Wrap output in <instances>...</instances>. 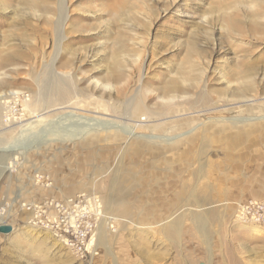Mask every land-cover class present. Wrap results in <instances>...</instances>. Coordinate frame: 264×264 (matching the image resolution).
I'll list each match as a JSON object with an SVG mask.
<instances>
[{"label": "rangeland", "instance_id": "374dc122", "mask_svg": "<svg viewBox=\"0 0 264 264\" xmlns=\"http://www.w3.org/2000/svg\"><path fill=\"white\" fill-rule=\"evenodd\" d=\"M116 1L0 0V264H264V0ZM81 193L91 253L35 224Z\"/></svg>", "mask_w": 264, "mask_h": 264}, {"label": "built area", "instance_id": "2783aa9c", "mask_svg": "<svg viewBox=\"0 0 264 264\" xmlns=\"http://www.w3.org/2000/svg\"><path fill=\"white\" fill-rule=\"evenodd\" d=\"M33 207L37 215L35 224L49 227L66 244L78 248L79 251L91 253L102 216V205L98 196L81 193L65 200H45ZM238 214L243 219L264 221V204L251 202L242 205Z\"/></svg>", "mask_w": 264, "mask_h": 264}, {"label": "bare ground", "instance_id": "6f19581e", "mask_svg": "<svg viewBox=\"0 0 264 264\" xmlns=\"http://www.w3.org/2000/svg\"><path fill=\"white\" fill-rule=\"evenodd\" d=\"M20 2L24 5H26L27 7L29 8H37L39 7L38 5V2L37 0H20ZM117 3L116 4H112V6H110L109 8L116 13L117 16L121 15L124 13V11H130L128 10L127 8L131 7L128 5V0H119V1H116ZM258 16V15H257ZM253 17V16H252ZM255 18V17H254ZM263 25V23H261ZM259 28H264V26H259ZM185 64H188L187 67H192L193 65L191 64L189 58L186 59V62ZM184 70H186V67L184 66L183 68H178V71H181L183 72ZM242 73V71H239V72H236L235 71L231 74H237V75H240ZM54 81V82H53ZM52 82L54 84V87H55V91L57 92V94L59 96H63V91H62V88L60 87V81L59 80H56L54 79ZM185 88L184 86H182L178 81L176 80H169L164 88L162 89V92L164 94H169L171 92H179V91H183ZM15 94V92H9V91H4L2 92V94H0V109L3 110V103H8L9 100L8 98L9 97H12L13 95ZM43 97V96H42ZM39 98V97H38ZM2 101V102H1ZM141 103V102H140ZM128 104V103H126ZM139 106H136V109H134V111H137V112H140L142 110V106L140 104H138ZM8 107H5V109L3 111H7ZM3 113V112H2ZM14 148H12L11 150L15 151V152H12V153H9V154H6V155H0V159L1 160H4V168L5 171L7 172V169L14 166V164H16L17 161L21 160L22 158L20 157V154L23 153V151L27 148V143L25 142H19L15 145ZM11 147V146H9ZM7 146V148H9ZM2 212V211H0ZM1 214V213H0ZM37 218V216H34ZM102 217V216H101ZM100 220V219H99ZM33 224V223H32ZM55 235V234H54ZM57 236V235H55ZM58 237V236H57ZM60 239V238H59ZM98 238H95L94 241H96ZM63 240V239H62ZM64 241V240H63ZM94 241H93V246H94ZM65 242V241H64ZM98 242V241H97ZM91 247V251L93 250L94 247Z\"/></svg>", "mask_w": 264, "mask_h": 264}, {"label": "water", "instance_id": "95a60500", "mask_svg": "<svg viewBox=\"0 0 264 264\" xmlns=\"http://www.w3.org/2000/svg\"><path fill=\"white\" fill-rule=\"evenodd\" d=\"M1 228H3V229H8V228L2 227V226H1Z\"/></svg>", "mask_w": 264, "mask_h": 264}]
</instances>
